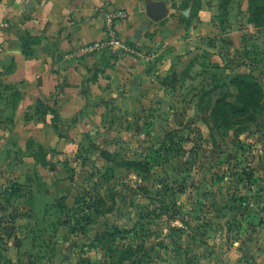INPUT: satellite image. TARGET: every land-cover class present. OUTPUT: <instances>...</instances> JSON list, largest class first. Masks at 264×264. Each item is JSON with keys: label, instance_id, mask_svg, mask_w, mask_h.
I'll return each instance as SVG.
<instances>
[{"label": "rangeland", "instance_id": "rangeland-1", "mask_svg": "<svg viewBox=\"0 0 264 264\" xmlns=\"http://www.w3.org/2000/svg\"><path fill=\"white\" fill-rule=\"evenodd\" d=\"M248 2L161 0L170 34L147 54L138 89L88 97L101 101L91 120L63 122L38 102L28 106L35 127L15 130L5 111L17 97L0 88V264H106L96 233L114 227L129 231L116 244H143L137 264H264V25L252 23ZM237 74L258 81L262 110L211 137L203 118L218 99L235 103ZM168 133L173 142L160 149ZM149 154L148 175L122 162ZM237 167L253 169L252 182L237 181ZM165 183L185 185L174 218L148 212ZM234 195L246 199L226 208ZM98 196L108 212L82 204Z\"/></svg>", "mask_w": 264, "mask_h": 264}, {"label": "crops", "instance_id": "crops-1", "mask_svg": "<svg viewBox=\"0 0 264 264\" xmlns=\"http://www.w3.org/2000/svg\"><path fill=\"white\" fill-rule=\"evenodd\" d=\"M147 3L159 10L163 5L161 0H0V88L4 97L11 91L17 97L12 111H5L17 123L15 130L35 127L39 120L28 109L33 103L53 107L63 122L81 123L84 114L91 120L92 105H101L89 103L88 97L106 100L133 93L144 77L147 54L157 52V42L170 34L163 28L164 16L159 21L147 16ZM112 7L126 14L117 23L120 40L134 44L141 55L119 47L81 50L106 38L103 13ZM27 35L35 43L25 45Z\"/></svg>", "mask_w": 264, "mask_h": 264}, {"label": "trees", "instance_id": "trees-1", "mask_svg": "<svg viewBox=\"0 0 264 264\" xmlns=\"http://www.w3.org/2000/svg\"><path fill=\"white\" fill-rule=\"evenodd\" d=\"M248 3L250 16L253 19L252 23L256 24V26L264 25V0H249ZM232 83L237 90L235 103H226L222 99H218L211 108L209 115L203 118L204 123L210 131L209 133L211 137H213L214 130L216 128L225 127L230 129L233 126H237L239 128L248 122L254 121L256 116L262 110L263 91L260 84L254 79V77L246 74H237L232 79ZM210 118H212V122L210 121ZM167 141L170 143L173 142L172 134H167L166 139L159 144V148H166L168 145ZM103 154L106 156L109 155L106 151H103ZM150 154L148 157L149 159L124 160L122 162L128 170H133L140 175H148L151 173L152 169ZM236 170H239L235 172V179L237 181L243 180L252 182L254 175L253 169L248 167H240L238 169L237 167ZM184 186V184H180L178 189H176L171 184L165 183L162 186L163 191L159 193L157 192L156 197L145 195L150 196L149 199L153 202H157L154 209L148 212L154 213L157 216L167 214L173 218L177 214L184 213L182 207H180V205L178 206L176 200L173 199L176 192H184ZM139 188L144 190L145 194L148 193L147 189L142 185H140ZM169 198L170 201H168ZM245 199L246 198L242 197V195H234V197L229 199L228 203H225V207L233 209V202L236 200L243 201ZM81 201L83 205L97 214H102L101 212H108L110 209V207H104L107 206V200L103 196H98L95 200L92 197H83L81 198ZM101 207L104 209H99ZM245 208H247V206H245ZM127 233H129L127 229L121 230L118 227H114L113 230H105L104 232L96 233V238L101 243L103 250L106 252V264H137V262H134V259L137 258L135 256L138 252L142 251V248L144 247L143 244H140L138 247H134L132 244L115 243L117 236Z\"/></svg>", "mask_w": 264, "mask_h": 264}, {"label": "built area", "instance_id": "built-area-1", "mask_svg": "<svg viewBox=\"0 0 264 264\" xmlns=\"http://www.w3.org/2000/svg\"><path fill=\"white\" fill-rule=\"evenodd\" d=\"M126 19L125 12L119 7H112L103 13L104 26L106 30V38L103 41H94L82 46L81 50L91 52L97 49H105L108 51H116L119 47L122 51L139 56L140 49L134 44L122 42L119 38L117 23Z\"/></svg>", "mask_w": 264, "mask_h": 264}, {"label": "water", "instance_id": "water-1", "mask_svg": "<svg viewBox=\"0 0 264 264\" xmlns=\"http://www.w3.org/2000/svg\"><path fill=\"white\" fill-rule=\"evenodd\" d=\"M146 14L153 21H159L163 17L161 11L158 8L153 7L149 3L146 4ZM131 41H133V39ZM132 89H138V87L134 84Z\"/></svg>", "mask_w": 264, "mask_h": 264}]
</instances>
